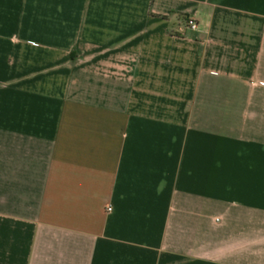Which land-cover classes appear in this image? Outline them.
<instances>
[{"label": "crops", "instance_id": "1", "mask_svg": "<svg viewBox=\"0 0 264 264\" xmlns=\"http://www.w3.org/2000/svg\"><path fill=\"white\" fill-rule=\"evenodd\" d=\"M0 264H264V0H0Z\"/></svg>", "mask_w": 264, "mask_h": 264}, {"label": "built area", "instance_id": "2", "mask_svg": "<svg viewBox=\"0 0 264 264\" xmlns=\"http://www.w3.org/2000/svg\"><path fill=\"white\" fill-rule=\"evenodd\" d=\"M189 25L191 28H197V23L195 21H190Z\"/></svg>", "mask_w": 264, "mask_h": 264}]
</instances>
